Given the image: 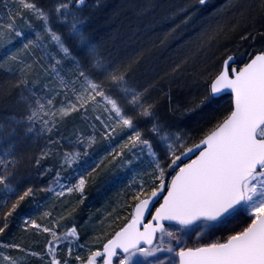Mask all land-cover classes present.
I'll return each instance as SVG.
<instances>
[{"label":"snow or ice","instance_id":"snow-or-ice-1","mask_svg":"<svg viewBox=\"0 0 264 264\" xmlns=\"http://www.w3.org/2000/svg\"><path fill=\"white\" fill-rule=\"evenodd\" d=\"M86 2L87 0H57L54 6L57 23L67 29L70 38L81 42V51L87 54L85 60H80L73 53L64 34L53 27L51 12L39 8L34 0H19V4L24 10L41 19L43 35L36 33L33 39L24 43L23 50L26 53L30 49L40 50L49 62L50 75L59 81L62 88L67 89L76 81L82 82L80 90L72 88L74 99L62 102L60 113L66 116L70 112L79 111L87 118L89 105L94 109L102 106L103 111L108 114L107 118L98 114L95 120L103 126L105 139L110 140L119 134L117 129L119 132L128 133L127 139L121 145V151L116 152L115 156H122L125 150L136 159H142L146 154L151 161L149 167L152 171L149 176L152 182L150 194L142 200L139 194L147 192V187L143 183L140 185L135 197L138 202L134 206L130 223L103 245V252H91L86 261L80 255H75L76 264H98V258L102 259L103 264H114V258L118 256L117 250L123 253L119 264H140L139 261H134V257L147 259L156 257L157 253L173 251L170 243L165 245V236L179 243L176 232L166 229L164 221L174 222L180 228L202 226L214 233L231 224L240 209L249 214L250 222L247 226L230 234L222 242L181 248L177 253L180 264H264V50L251 55L249 62L238 69L231 67L236 63V57L228 55L223 60L220 70L211 78L209 92L201 104L210 103L218 94L230 90L232 110L199 143L187 147L183 136L170 134L165 130L157 118L155 102L147 100V89L140 91L132 88L127 82L126 73L105 63L101 55L90 47V42L83 36V26L78 16ZM207 2L208 0H195L201 6ZM261 7H264V0H261ZM190 19L191 16H188L184 23ZM0 27H6L16 37L25 38L24 32L17 30L14 19L6 25L0 23ZM52 52L55 54H51ZM9 58L13 61L19 59L18 55H10ZM65 61L73 68L70 80L65 79L60 67ZM31 67L25 65L20 72L24 73ZM179 67L177 65L173 71H177ZM21 82L28 84L23 75ZM47 90L48 86L44 85L41 91L47 93ZM33 97L35 107L27 115L26 134L35 133L37 126L39 134H51L55 127V97L35 91ZM121 97L124 99L123 104L120 103ZM139 120L151 121L148 132L164 148L165 156L158 153L152 140L141 131ZM93 142L94 137L91 136L85 139L81 135L77 140L78 144L83 145L85 155ZM2 143L0 140V144ZM14 150L15 144H9L7 149H0V191L4 194L0 202V216L4 217L0 233L8 228L7 220L20 203L33 194L31 187L22 195L18 194V187H13L20 163L13 154ZM46 156V152H41L40 157L35 159L37 167ZM78 158L79 151L66 152L63 163L71 168ZM184 159L190 162L184 163ZM127 163L131 164L132 161ZM46 171L48 170L41 169L40 174L43 175ZM55 179L60 188L56 192L57 196H62L65 190L68 193L83 192V176L75 184L71 183V176L61 177L59 172ZM47 190L53 191L51 187ZM161 195L163 202L152 213L151 207L158 202ZM13 196L17 197L15 203L5 212L3 209ZM146 214L151 215V219L143 223ZM29 223L38 231L42 230L51 236L47 245V253L51 256L50 264H72L74 244L79 239L75 227L57 235L55 230L25 218V224ZM138 225H142L143 231ZM157 233L160 234L159 243H154ZM142 243L148 247H142ZM65 244L68 258L60 260L54 253ZM7 247L20 249L16 244ZM31 255L39 254L33 252ZM3 260L9 264H18L8 255H4ZM151 264H164V261L156 259Z\"/></svg>","mask_w":264,"mask_h":264},{"label":"rangeland","instance_id":"rangeland-1","mask_svg":"<svg viewBox=\"0 0 264 264\" xmlns=\"http://www.w3.org/2000/svg\"><path fill=\"white\" fill-rule=\"evenodd\" d=\"M174 1L176 2V0ZM192 1L193 0H190L188 2L191 9H184L182 7L179 8V10H176V15H178L176 17L182 18L180 23L181 26L178 23L174 28V31L172 30L169 33L172 35V41L175 42L174 45H178V48L174 51L176 56L192 52L194 51V47L195 50L198 47H200L199 49L205 47V38L202 36L204 33H211L213 35V38L209 40V43H217L218 50H222V48L228 46L227 44H234V46L230 48L233 50L232 55L236 57L237 63H234L236 66L244 63L254 50L259 51L260 49H263L264 41L262 42L260 41L261 39H259L261 35L260 37H255L256 33L264 28L263 26L250 30L249 34H247L248 30L240 29L238 31L239 33L235 35L237 32L236 23L238 24L240 20H248V18L251 17L252 12L256 10V5H258L261 0H208L205 5L201 6L196 3V6L194 7H192V5H194ZM28 2H31V0H28ZM34 2L39 8L51 12V23L53 27L58 32L64 34V38L72 48L73 53H77L78 56L82 55L84 52L81 51V42L77 39L70 38L67 29L57 23L56 14L53 12L54 6L57 2L55 3L50 0H34ZM51 2L53 3L52 6L47 7V4H50ZM175 4L172 8L177 6ZM200 8L205 9V11H200ZM186 9L191 10L190 13L193 14L191 19L188 20L187 23H184L186 17L182 14H185L184 12ZM200 12H202L201 14L203 15V18L196 20L195 13L198 14ZM257 12L258 11H256V13ZM21 13H23V18H21ZM156 15L158 14L156 13ZM78 16L80 18V23L83 26L85 19L81 12L78 13ZM10 17L15 20L17 30L24 32L25 38L21 39L16 37L14 33L8 32L6 27H0V55L3 59L0 60V64L4 66V69H2L5 70L6 73L9 71V73L13 74L17 72L16 68L8 65L6 57L10 59V55H18L19 59L17 60L20 61V64H22L23 67L25 65L32 66L25 70V73L33 79L32 85L25 86L26 90H29L30 93H33V91L41 93L44 85L48 86L47 94L42 92L41 95L55 97L53 99L55 127L50 135L57 139V146L60 147V155L57 158L58 163L54 169V175H51L52 177H50V181H45L46 190L51 187L53 191L47 190L46 202L44 205H39L40 209L36 208L35 204H32V209L30 211L31 215L25 218L34 221L42 227L55 230L57 235L66 233L68 229L75 227L79 239L74 244L72 264H76L75 255H80L86 261L91 252L101 251L103 243L111 237L120 225L122 226L125 221L130 219L132 215L130 209L137 202L135 197L142 183L147 187V192L140 193L139 198L142 199L150 193L152 182L149 176V173L152 171L149 167L151 162L150 157H147L145 154L144 158L136 159L132 153H129L126 150L122 156H115L116 152L121 151V145L127 139L128 133L119 132V129H117L119 134L114 135L110 140L105 139L103 126L99 121L95 120V116L98 114L105 117V119L107 118L108 114L103 111L102 106L94 109L92 105H89L87 118H85L84 114L79 111L70 112L66 116L62 115L59 111L62 102L67 101L68 99H74L72 88L80 90L82 82L76 81L67 89L62 88L59 81L55 80V78L50 75L49 62L44 58L43 53L40 50L30 49L27 53L23 50L24 43H27L28 39H33L36 33L43 35L42 21L37 15L24 10L19 4V0H3L0 5V23L6 25L7 23L12 22ZM162 18L163 17L158 16L157 21L162 20ZM259 21L262 24L264 23L263 12L259 16ZM201 23L203 25L202 29H200L202 27ZM147 28L148 26L144 27L142 30ZM146 31L147 30H145V32ZM169 34L167 33V35H165L168 40ZM242 37L247 38L242 39ZM209 47H211L210 44ZM210 51L211 50L209 49V52L201 57L190 55V59L193 57L196 63L211 61L213 57L209 56V53H211ZM227 51L230 52V50ZM51 54L54 55L55 52H52ZM225 56L226 55L224 54L219 61L215 74L220 70ZM148 58L146 59V62L148 61ZM79 59L84 60L81 57H79ZM105 63L110 64L109 62ZM145 66H148V64ZM176 66L169 64L168 66L163 67L161 71L154 67H149L147 73L150 75L151 73H158L159 71V73L162 74L166 70L165 72L174 75L175 72H178L182 68L179 67L177 71H173ZM184 66H186V63ZM60 67L65 79L70 80L73 70L72 65L65 61ZM205 70V73L208 71L210 72V67L205 66ZM119 71L126 73L127 82L132 88L140 91L147 89V100L149 102H155L157 118L161 121L165 130L170 134H179L183 136L187 141V147H189L188 143L192 140L204 136V134L212 129L217 122L227 116L231 109L230 97L227 95L222 97L219 96L220 98L216 103L210 102L202 105L200 104V107L207 106L208 108L211 105V109H214L213 112L217 111V117L212 123L205 127L202 126L201 130L198 132H189L187 130V125H199L200 120L206 117L208 109L197 108L195 110L193 108H188L186 100L178 97L174 98L172 95L173 93H169V91H172L171 89H173L171 84L174 87L178 85L180 75L173 77L176 78L175 81L170 80L165 89L158 86L156 81L154 84H151L149 80L142 81L139 78L135 79L134 77H131L130 73H128V75L125 70ZM160 74L159 76H161ZM169 74H163V77ZM41 77L43 81L40 83L39 80ZM157 83H164V80H159ZM164 90L168 91L170 99L174 98L173 104H171L172 102L169 103V106H171L169 107L168 114L158 107L160 103L154 96V94L157 93L156 91L163 93ZM27 95H30L31 98L35 99L33 95L29 93H27ZM31 102L32 101H30V103ZM120 103H124L122 97L120 98ZM29 106H31L32 110V108L35 107V103ZM165 115L168 117L170 115L172 119H175L174 117H176L179 121L171 119L172 122H175L176 124L170 125L163 120ZM21 121H23V119L20 117V125H26L25 128L27 129V124H22ZM138 124L145 136L152 140L153 146L158 153L161 156H165L164 148L160 145L158 140L155 137H152L151 133L148 132V129L151 127V121L139 120ZM189 128H191V126ZM46 134H39V127L37 126L36 132L31 135L34 138H37L35 136L42 137ZM81 135L85 139L90 136L94 137V142L87 149V155H85L83 145L77 143V140ZM0 149L4 148L0 145ZM77 151H79V158L71 168L63 163L66 152L73 153ZM114 156L115 159H113ZM128 161H132V163L129 164L127 163ZM47 169L49 170V168ZM57 172L60 173L61 177L71 176L72 184H75L80 176H83L85 180L83 192L81 193L77 191L68 193L65 190L62 196H57L56 192L60 191L58 182L55 179ZM30 175L27 174L26 177ZM3 195L4 194L0 196V202H2ZM45 213H48V215H45ZM25 218L23 220L20 219V223L16 224L15 227H12L13 230L9 231L11 234L5 231V234L7 233L9 237L5 239L6 243L0 244V264H9V262L3 260L4 255H8L16 260L18 264H50L51 256L47 253V245L51 236L42 230L38 231L30 223L25 224ZM249 222V214L244 209H240L239 214L232 220L231 224L227 227L220 228L214 233H210L202 226L196 227L194 225L188 228H180V226L168 225L166 229L175 231L176 235L179 237V243H177L176 240H170L167 236L164 237L165 245L170 243L173 251L157 253L156 257H149L147 259L137 256L134 257V261H139L140 264H151V261L160 259L164 261V264H176V253L181 248H193L214 242H222L223 240H226L230 234L242 230ZM159 237L160 234L155 243H159ZM11 244L19 245L20 249L8 248L7 245ZM76 245H79V247ZM33 252L38 253L39 255H31ZM54 254L60 260L68 258L67 245H62ZM120 257H122V255L116 257L115 264H119ZM98 264H102V259L98 258Z\"/></svg>","mask_w":264,"mask_h":264},{"label":"trees","instance_id":"trees-1","mask_svg":"<svg viewBox=\"0 0 264 264\" xmlns=\"http://www.w3.org/2000/svg\"><path fill=\"white\" fill-rule=\"evenodd\" d=\"M2 1L3 0H0V5L2 4ZM50 1H54L55 3L57 2V0ZM189 1L190 0H176V2L174 0H87L86 4L81 10H79V12H81L83 18L85 19V23L83 25V36L87 41L90 42V47L94 48L101 55L103 60L105 62H109L114 69L125 70L127 71V74L130 73L131 77H134L135 79L139 78L142 81L149 80L151 84H154L156 81L158 86L165 89L167 88L166 85L170 80L175 81L176 78L173 77L180 75V78L178 79V85L175 86L177 88L171 84L173 89H171L172 91H169V93H173L172 95L174 98L178 97L186 100L188 108H193L195 110L197 108L208 109L206 112V117L200 120L199 125L191 124V128H189L190 126L187 125V130L189 132L196 133L201 130L202 126H207L217 117V111L213 112L214 109H211V105L209 108L207 106L200 107L199 105L209 92L208 84L211 78L216 75L215 72L219 61L224 56V54L226 56L233 54V50H231L230 47L234 46V44H227L228 46H225L222 48V50H218L217 43H209V40L213 38V35L211 33H204L202 36L205 38V47H201V49L198 47L196 50L194 47V51L176 56L174 51L178 48V45H174L175 42L172 41V35L169 33L172 30L174 31V28L178 25V23H181L182 18L176 17L178 16L176 15V10H179V8L182 7L184 9H191V6L189 7L188 5ZM192 3L194 4L192 7L196 6L195 0H193ZM52 4V2L47 4V7L52 6ZM174 4L177 5L173 7L175 9L172 8ZM187 9L184 12L185 14H182L186 18L189 16V14L190 16L193 14L190 13L191 10ZM255 9L256 10L252 12L251 17L248 18V20H240L241 22L239 21L238 24L235 22L237 26V32L235 35L239 33L238 31L240 29L248 30L247 34H249L250 30H253L254 28H260L262 26L264 27V23L262 24L259 21L260 14L262 12L264 14V7H261V1L258 3V5H256ZM199 10L205 11V9L201 8ZM256 11L258 12L256 13ZM156 13L158 15H156ZM201 13L202 12L198 14L195 13L196 20L203 18ZM158 16L163 17L162 20L157 21ZM146 26H148V28L145 29L147 30L145 32V30L142 29ZM201 26L202 27L200 29L203 28L202 23ZM167 33L169 34V40L167 37H165ZM255 37H260V41L263 42L264 28L261 29L260 32L256 33ZM209 44L211 47H209ZM209 49L211 50L209 56L213 57L211 61L196 63L193 57L190 59V55H197L201 57L202 55L207 54ZM227 50H230V52ZM255 52L258 51L254 50L251 55ZM78 57H81L85 60L87 58V54L84 52ZM147 58L148 61L146 62ZM0 60H3L1 55ZM6 60L8 65L16 68L17 72L12 74L6 70L8 72L6 73L5 70H3L4 66L0 64V140L3 141V143L0 145L4 149H7L9 144H15V150L13 154L20 161V163L17 171V180L13 187H18V194L22 195L28 187L33 189V194L25 198V200L20 203L16 211L12 214V216L8 218V228L5 231L9 232L13 230L12 227H15L16 224L20 223V219L23 220L25 217L31 215L30 211L32 209V204H35L36 208L40 209L39 205H44L46 202L48 191L45 188V181H48L50 177H52L51 175H54V169L58 163L57 158L60 155V147L57 146V139L50 134L44 133L46 135L42 137L35 136L37 138H34L32 135H26V125H20V117L25 122L24 123L21 121L22 124H27L26 118L31 111V106L29 105H33L35 103V99L31 98L30 95H27V93L31 95H33V93H30L29 90H26L25 86H29L30 84L32 85L33 79L27 73L20 72V69L23 66L20 64L19 60L13 61L8 59V57H6ZM178 62L182 64H179ZM144 63L145 65L148 64V66H145ZM185 63L186 66H184ZM169 64L174 66L179 65L182 68L178 72H175L174 75H170L169 72H165L166 70L164 73L160 74L159 71ZM205 66L210 67V72L208 71L205 73ZM149 67L158 69V73H151L149 75L147 73ZM159 74L161 76H159ZM163 74L169 75H165V78V76L163 77ZM22 75L24 76V79L28 81L27 85H24L21 82L20 76ZM159 80H164V83H157ZM42 81L43 80L41 77L39 82L41 83ZM156 92L157 93L154 94V96L160 103L158 107L163 109L164 112L168 114L169 107L171 106H169V103L172 102L171 104H173L174 98L170 99L169 93L166 90H164L163 93L158 91ZM219 98L220 97L213 98L211 102L216 103ZM30 101L32 102L30 103ZM174 118L175 119H172L170 115L169 117L165 115L163 120L166 123L172 125L176 124L175 122H172V120H178L176 117ZM18 125H20L19 134H24V137L27 139L23 140V143L20 144L10 140V135L14 133L17 134V132H19ZM201 138L192 140L190 143H188V145H193ZM34 140L35 146L38 147L35 150H32V141ZM41 149L46 150L47 156L41 160L40 166L37 167L35 164V159L40 157L37 155V152ZM47 168H49V170ZM41 169H47L48 171L41 175ZM27 174L31 175L26 177ZM0 189H2V186H0ZM2 194L3 192L0 191V196ZM16 198V196L12 197L10 203H8L7 207L3 209L5 212L11 208L12 203H15ZM132 208L130 211H132ZM3 220L4 217L0 216V226H3ZM6 234L5 232L0 233V244L6 243L5 239L9 237L8 234L7 236Z\"/></svg>","mask_w":264,"mask_h":264},{"label":"water","instance_id":"water-1","mask_svg":"<svg viewBox=\"0 0 264 264\" xmlns=\"http://www.w3.org/2000/svg\"><path fill=\"white\" fill-rule=\"evenodd\" d=\"M230 55H232V54H230ZM233 56V55H232ZM227 58V57H226ZM225 58V59H226ZM250 60V59H249ZM249 60L247 61V62H249ZM246 62V63H247ZM244 66V65H243ZM243 66H241V67H243ZM231 67H236V66H234L233 64L231 65ZM222 95H229V97H230V101H231V109H230V111L232 110V95H231V92H230V90H225V91H223L222 93H220V94H218L216 97H219V96H222ZM216 97H214V98H216ZM230 113V112H229ZM228 113V114H229ZM204 137V136H203ZM202 137V138H203ZM201 138V139H202ZM200 139V140H201ZM199 140V141H200ZM199 141L198 142H196V143H199ZM195 144V143H194ZM192 146V145H191ZM191 146H189V147H191ZM196 154H198V152L196 153ZM195 158V156L193 155L192 156V159H194ZM184 163H188V162H190V160H188V159H184V161H183ZM174 175V174H173ZM150 194V193H149ZM164 194H166V192L164 193ZM144 198H146V197H144ZM144 198H142V199H144ZM141 199V200H142ZM138 202V201H137ZM136 202V203H137ZM163 202V195H161L160 197H158V202L157 203H155V205L154 206H152L151 207V212L152 213H154V211H155V207H158L159 206V203H162ZM135 203V204H136ZM135 204H134V206H135ZM134 206H133V208H132V215H131V218L125 223V224H123L119 229H117L112 235H111V237L109 238V239H112V238H114L115 237V234L117 233V232H119V231H121L128 223H130V221L132 220V218H133V213H134ZM151 219V215H148V214H146V217H145V219H144V221H143V223H146L148 220H150ZM164 223V225H165V227L167 226V225H176L174 222H168V221H164L163 222ZM179 226V225H178ZM141 231H143V228H142V225H138L137 226ZM159 235V233H157L156 234V238H157V236ZM109 239H107L105 242H104V244L105 243H107V241L109 240ZM156 240V239H155ZM155 240H154V243H155ZM103 244V245H104ZM103 245H102V250H101V252H103ZM207 245V244H206ZM141 246L142 247H148V245H145V244H141ZM201 246H205V245H200V246H197V247H201ZM190 248H192V247H190ZM193 248H195V247H193ZM117 252H118V255H123V253H120L119 252V250H117ZM179 252V251H178ZM177 252V253H178ZM115 259L116 258H114V264H115ZM102 264H103V261H102ZM177 264H180V261H179V256L177 255Z\"/></svg>","mask_w":264,"mask_h":264},{"label":"bare ground","instance_id":"bare-ground-1","mask_svg":"<svg viewBox=\"0 0 264 264\" xmlns=\"http://www.w3.org/2000/svg\"><path fill=\"white\" fill-rule=\"evenodd\" d=\"M44 94H47V93H44ZM18 131L19 132H17V134L14 133V134L10 135V140L13 142H16L17 144H20V143H23V140H27V139L24 137V134H21V135L19 134L20 133V125H18ZM26 135L29 136V134H26ZM32 145H33L32 150H35L38 147V146H35V140L32 141ZM41 152H46V150L41 149L40 151L37 152V155L40 156Z\"/></svg>","mask_w":264,"mask_h":264},{"label":"flooded vegetation","instance_id":"flooded-vegetation-1","mask_svg":"<svg viewBox=\"0 0 264 264\" xmlns=\"http://www.w3.org/2000/svg\"><path fill=\"white\" fill-rule=\"evenodd\" d=\"M261 50H264V47H263V49H261ZM261 50H260V51H261ZM258 52H259V51H258ZM252 55H253V54H252ZM250 57H251V55L247 58V60H248ZM247 60H246V61H247ZM246 61H245V62H246ZM245 62H244V63H245Z\"/></svg>","mask_w":264,"mask_h":264}]
</instances>
